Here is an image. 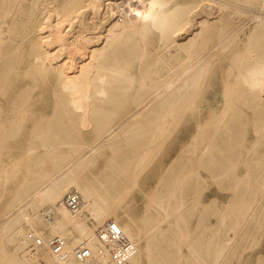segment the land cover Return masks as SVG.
I'll use <instances>...</instances> for the list:
<instances>
[{"label":"bare ground","instance_id":"1","mask_svg":"<svg viewBox=\"0 0 264 264\" xmlns=\"http://www.w3.org/2000/svg\"><path fill=\"white\" fill-rule=\"evenodd\" d=\"M244 3L256 5L254 23L246 32V52H237L229 69L236 74L234 89H239L234 92L226 84L228 100L208 139L202 133L207 123H202L201 113L191 111L198 121L196 130L186 142L172 148L175 154L160 169L155 193L142 207L146 226L142 231L132 216L121 219L118 206L111 202L116 177L108 171L113 158L87 183L80 178L81 171L95 165L107 149L140 145L152 153L163 145L176 120L185 117L193 105L203 75L217 64L213 57L223 58L239 36L228 14L248 9L241 5ZM202 4L205 8L200 11ZM213 5L218 15L209 16L211 10L204 15ZM48 8L61 22L56 24L63 25L62 30L59 26L60 37L55 36L64 43L56 49L50 45L53 39L52 44L57 41L49 38L55 28H48ZM71 31L77 33L73 42L68 41ZM32 35L36 39L27 59L22 43ZM14 78L23 80L26 88L12 101L11 112L20 114L18 120H24L29 110L36 113L34 96L30 93L29 103L21 102L20 97L41 83H50L56 102L51 115L56 120L60 114L88 115L94 135L91 139L81 135V140L74 141L80 130L72 124L65 127L67 139L60 142L57 124L33 126L32 135L44 137L45 152L31 163L37 146L30 142L27 168L13 173L23 176L0 219V243L12 244L10 251H3L7 264H56L48 248L28 249L30 232L47 243L55 235L63 236L69 254L66 264H86L73 254L83 243L104 264H146L144 259L150 264H235L234 259L238 263L247 249L261 242L264 0H0V93ZM236 99L254 105L259 114L250 148L243 142L234 148L239 143L229 134L237 126L235 122L245 121V109L232 102ZM1 111L0 132H17L21 123ZM189 128H182V136ZM62 144L71 146L67 154L60 149ZM234 158L244 165L243 174ZM21 159L14 163L19 165ZM202 169L209 171L216 184L235 185L232 200L224 208L219 207L218 190L207 192L211 182ZM4 178L0 173V184ZM72 187L83 197L76 211L64 201ZM238 206L239 212H227ZM155 214L160 218L154 220ZM230 216L235 220L233 227ZM107 219H114L135 242V253L124 262L109 260L98 244L96 229ZM263 254H258L254 264H264ZM176 257L183 260L174 261Z\"/></svg>","mask_w":264,"mask_h":264},{"label":"rangeland","instance_id":"2","mask_svg":"<svg viewBox=\"0 0 264 264\" xmlns=\"http://www.w3.org/2000/svg\"><path fill=\"white\" fill-rule=\"evenodd\" d=\"M262 1V0H261ZM203 5V6H202ZM198 10H203L205 8V4H202ZM248 9L243 8L242 10L228 14L231 18L228 19L231 23V27L237 29L238 35L234 40H232L231 45L225 50L224 57L218 59V62L213 67H209L206 73L203 75V79L201 80L198 89L196 91V98L193 102V105L189 108L190 110L188 113L183 117L180 121L176 120L172 128L168 131V138L165 140L162 146L157 147L152 153H149L148 150L145 149L140 145H135L132 147H122L119 150L113 151L111 149H107L105 154H103L99 161L95 165H89L86 169H83L80 174V178L82 181L87 183L96 172L100 169L104 170L105 165L108 163L109 159L113 158V167L109 169L108 172H111L115 175V183H114V192L112 193V203L117 207V214L121 219H127L128 217L132 216L135 219V223L139 229L142 231L145 230V221L143 218L142 207L148 201V198L151 195H154V188L156 184L160 180L161 170L165 167L169 160L171 159L172 155L175 154L172 148L174 146L179 147L181 143L186 142L189 138L192 137L194 131L197 127V118H195L192 114L200 112L202 117V123H207L202 131L205 134V137L208 139L210 135L214 132V125L217 122L216 117L222 114L224 107L226 106L227 98L226 95L228 87L234 89V82L236 79V74L233 72H229L230 66L232 61L235 58L236 53H244L246 52L244 49L247 46L249 36L247 35V31L251 25L254 23V10L255 4H241ZM208 9L204 11V15L208 14L209 11L212 12L209 16L216 17L218 15V11L216 10V6L213 5L212 7H207ZM252 9V10H251ZM200 10V11H201ZM209 10V11H208ZM228 10H233V7H228ZM47 13L49 15V19L46 20L48 24V28L54 29L51 30L52 34L49 38H55V45L54 39L52 40L53 49L60 48L64 43V39L59 40L60 32L62 30L61 23L57 19V14L47 9ZM55 14V15H54ZM232 15V16H231ZM54 18V19H53ZM50 20V21H48ZM213 21V20H212ZM53 23V24H52ZM68 25V24H66ZM59 26L61 27L59 29ZM52 27V28H51ZM58 27V28H57ZM49 29V30H50ZM60 30L59 32L57 31ZM65 28V30H67ZM244 30V31H243ZM57 31V32H56ZM55 32V34H54ZM77 34L75 31L70 32V36L68 37V41H75V36ZM54 35V36H52ZM59 35L58 40H56V36ZM187 33H184L183 36H186ZM35 36V37H34ZM74 36V37H73ZM31 37H33L31 39ZM30 38L23 41V51L24 56L29 59L31 56L29 55V46L32 44L33 41L36 39V35H32ZM71 37V38H70ZM63 41V42H62ZM59 43V44H58ZM54 45V46H53ZM60 45V46H59ZM48 46V43H47ZM58 50V49H57ZM237 53V54H238ZM222 55V53H221ZM73 57L71 54L68 56L69 59ZM68 59V60H69ZM235 66V64H234ZM23 67V65H22ZM23 77V76H22ZM30 79L29 77H27ZM53 78V77H52ZM205 78V79H204ZM20 79V78H18ZM52 80V79H51ZM21 81H16L15 78L11 80L9 83L4 84L1 88L3 91L0 93V108L3 109L1 111V115L8 114L7 117L13 119L15 123H21V127L17 132L8 133L6 131L0 132V173L4 175V179L0 184V219L3 217V214L6 210V207L9 204L11 196L15 193V188L22 179V173L18 176L14 177L13 173L17 170H25L28 165V158H29V146L30 142L36 144V152L32 153L30 158L31 163L35 162L38 155H44L45 146L43 144L44 137L34 133L32 135L31 130L33 126L37 123L46 126L48 124H57L59 126L58 131V140L60 142H64L67 139V129L66 126H71L72 124L78 126L80 130V134H74L72 138L74 141L81 140V135L83 139H91L94 135V130L92 126V120L89 118L88 115L82 116L78 114L65 115L60 114L57 116V120L54 116H52L53 109L55 108V98L52 93V89L49 84L41 83L40 86L32 89V91H28L26 95H22L20 97L21 102H28L30 93L34 96L33 97V104L36 113L31 114L30 110L29 113L26 114L24 120H18L17 118L21 117L19 113H12L11 109L13 108L12 101L15 97L20 96L19 92H23L25 88V83ZM230 81L232 84H228L227 82ZM31 82V80H30ZM28 83V86L30 84ZM228 87H227V85ZM31 85V84H30ZM30 89V88H29ZM239 89V87H236ZM236 89L233 91L235 92ZM41 93V96H40ZM19 94V95H18ZM44 97H43V96ZM32 102V101H29ZM28 102V103H29ZM235 104L239 105L240 107L245 109V113L243 117H245V121L243 122H235L237 126L229 132L233 137H231L234 142L239 143V145H235L234 148H240V143H244L247 147H251L253 144L256 132H255V118L259 116L256 114L254 109L255 106L252 104L242 103L240 100H232ZM224 103V104H223ZM201 107V108H200ZM11 112V113H10ZM198 116V115H197ZM264 116V113L261 115ZM199 117V116H198ZM178 121V122H177ZM7 121H5L6 123ZM177 123V124H176ZM184 126H189V132L182 136L181 130ZM182 137V139L180 138ZM199 138L201 136H198ZM53 138H48L51 140ZM81 142V141H80ZM71 146L62 144L60 149L62 152H67L70 150ZM260 150H264V143L260 145ZM173 152V153H172ZM149 154V155H148ZM172 154V155H171ZM77 154H74L76 157ZM150 156V157H149ZM21 157V162L19 165L14 163L16 158ZM146 158V160H145ZM150 158V159H149ZM234 162L238 164L237 169L238 171L243 174L245 170L244 165L239 164L238 160L234 158ZM147 161V162H146ZM145 162V163H144ZM234 163V164H235ZM106 171V170H105ZM202 172L207 175L208 182L210 184V190L208 189V193L211 194L213 190H218L219 195V207L224 208L226 204H228L232 200V196L234 195L235 185L233 183H223L216 184L213 182L212 177L209 174V171L206 169H202ZM134 177V178H133ZM137 177V178H136ZM134 180V181H133ZM133 187V188H132ZM73 188V187H72ZM122 196V197H121ZM247 197H251L252 194H246ZM119 198V199H118ZM241 206L232 208L227 211L230 214L237 213L240 211ZM160 217L155 216L153 217L154 220ZM214 218V217H212ZM233 227L235 222L234 217L230 216L228 220ZM242 231V230H241ZM126 233V232H125ZM169 243H165L164 245L167 246ZM259 244V245H258ZM254 248H249L244 252V256L240 259L237 263V259H234L233 262L237 264H254L258 260V254L260 252L264 253V235L261 239V242L258 243ZM174 249L177 245H174ZM2 246V250L0 248V264H7L8 260L3 258V251H10L12 244L5 242L0 243V247ZM30 246V245H29ZM30 247H28L29 249ZM186 248V247H185ZM176 251V250H175ZM264 256V254H263ZM208 259L209 258L208 256ZM264 259V257H263ZM5 260V261H4ZM182 258L176 259L174 261H181ZM3 261V262H2ZM146 264L148 263L147 259ZM235 263V264H236Z\"/></svg>","mask_w":264,"mask_h":264},{"label":"built area","instance_id":"3","mask_svg":"<svg viewBox=\"0 0 264 264\" xmlns=\"http://www.w3.org/2000/svg\"><path fill=\"white\" fill-rule=\"evenodd\" d=\"M68 207L79 210L83 204L82 194L76 188H70L64 196ZM98 244L101 250L108 255L109 260L124 262L136 251L135 242L123 231L114 219H107L96 229ZM30 248H48L56 257V264H66L69 254L66 251V239L61 235L53 236L48 243L33 232L28 234ZM74 256L86 264H104L97 258L94 250L87 244L77 246Z\"/></svg>","mask_w":264,"mask_h":264}]
</instances>
